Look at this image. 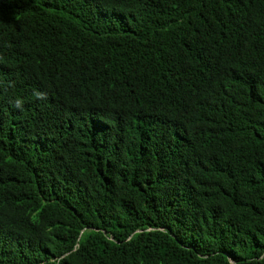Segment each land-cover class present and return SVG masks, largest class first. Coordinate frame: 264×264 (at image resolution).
Instances as JSON below:
<instances>
[{"label":"trees","instance_id":"16d2710c","mask_svg":"<svg viewBox=\"0 0 264 264\" xmlns=\"http://www.w3.org/2000/svg\"><path fill=\"white\" fill-rule=\"evenodd\" d=\"M0 264H264V0H0Z\"/></svg>","mask_w":264,"mask_h":264}]
</instances>
